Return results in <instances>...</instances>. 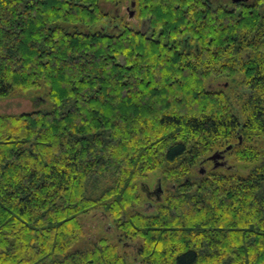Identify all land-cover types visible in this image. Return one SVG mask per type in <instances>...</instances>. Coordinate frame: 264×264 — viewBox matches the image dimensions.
<instances>
[{"label":"trees","instance_id":"1","mask_svg":"<svg viewBox=\"0 0 264 264\" xmlns=\"http://www.w3.org/2000/svg\"><path fill=\"white\" fill-rule=\"evenodd\" d=\"M133 1L150 32L123 0H0V99L50 105L0 114V264H132L129 240L144 264H264V4ZM229 145L237 170L207 169ZM155 171L169 197L136 211ZM93 211L119 234L82 248Z\"/></svg>","mask_w":264,"mask_h":264},{"label":"rangeland","instance_id":"2","mask_svg":"<svg viewBox=\"0 0 264 264\" xmlns=\"http://www.w3.org/2000/svg\"><path fill=\"white\" fill-rule=\"evenodd\" d=\"M124 2L121 3V9L118 11H121L120 19L122 21V24L127 25V29H134L137 31H146L150 32V30H146L145 27L148 26L149 18L143 15V9L142 7L136 6L135 16L140 21L139 23L131 22L132 20L135 21L134 17L130 18L127 16L128 14L125 11V8L127 5L131 4L132 0H123ZM135 2V1H133ZM112 9V8H110ZM130 22H128V20ZM143 22H145L143 24ZM114 24V23H113ZM144 26V28H143ZM222 80H227V78H223ZM224 84V82H221V86ZM232 92L237 95L238 93L242 92L241 87L237 86L232 90ZM44 99L41 92L39 91H33L29 90L27 92L23 91H17L16 93H12L10 96L6 98L0 99V114L8 113V114H19L22 112H27L30 110H34L37 107H40L41 102L38 103L37 100ZM45 100V99H44ZM50 105L45 102L41 109H47ZM229 160V163H234V156H231V160ZM212 163L208 164L207 169H210L212 167ZM250 169V166H241V174H247L248 170ZM160 173L159 171L151 172L146 177L142 178L141 182L144 184H149L151 187L154 186V184L160 180ZM159 179V180H158ZM139 180V181H140ZM166 185V184H165ZM167 187L171 188V186L167 185ZM142 188V186H141ZM140 189V188H139ZM141 194V201L139 204L135 205L134 208L136 211H142L146 214H152L157 212L159 206L166 202L167 198L169 197V192L166 191L164 194L163 199H160L159 201L154 199H148L143 190L140 191ZM149 203H151L153 206H150ZM82 223L84 227V233L82 236L81 242H79L80 247H86L87 245H90L92 242H94L96 239L107 236L111 240L116 241V235L119 234L117 232V229L115 226L111 227L113 224V221L108 218L106 215H103L100 212H91L85 216L82 217ZM114 225V224H113ZM141 244V243H140ZM140 244L138 243V240H129L128 242L121 244L120 247L122 248V252L126 254L128 259L134 264V260L137 261L139 259L138 252L140 249ZM125 246V248L123 247ZM138 257V259H137ZM140 264H144L140 261Z\"/></svg>","mask_w":264,"mask_h":264},{"label":"flooded vegetation","instance_id":"3","mask_svg":"<svg viewBox=\"0 0 264 264\" xmlns=\"http://www.w3.org/2000/svg\"><path fill=\"white\" fill-rule=\"evenodd\" d=\"M204 11H205V17H210L211 14L213 15H218V17L220 16H224L225 13H229L230 15H238L245 11H250V13H252V11L254 10L253 8L256 7H261L264 4V0H246V1H235V0H203L202 2ZM252 7V8H251ZM131 10H136V4L135 6H133L132 4H129L126 6L125 11L128 14L127 16L129 17V12ZM118 13V10H117ZM135 16V15H134ZM135 21L132 20L131 22L134 23H139L140 21H136L138 20L137 17H134ZM128 20V19H127ZM128 22H130V20H128ZM145 22H143L144 24ZM144 28V26H143ZM146 30H149V26L145 27ZM195 43V42H193ZM210 43H214L212 40L210 41ZM233 43V42H232ZM236 43V42H235ZM224 44V43H221ZM210 51L214 52L215 50L212 48H210ZM219 78H227L225 76H219ZM226 158V156H225ZM227 159V158H226ZM212 164L213 162L210 161ZM203 166L200 167L199 171L202 169ZM143 184V191L145 196L148 199H154L156 198V200H160L163 199L165 192L168 190V187H166L165 184H163L162 181H158V183L156 182L154 184L153 187H151V185H147V184ZM160 184H161V189H160ZM150 206H153L151 203H149Z\"/></svg>","mask_w":264,"mask_h":264},{"label":"water","instance_id":"4","mask_svg":"<svg viewBox=\"0 0 264 264\" xmlns=\"http://www.w3.org/2000/svg\"><path fill=\"white\" fill-rule=\"evenodd\" d=\"M235 1H246V0H235ZM135 2H132V5L135 6ZM135 15V10H131L129 12V19L133 18ZM229 85V82L224 83V87H227ZM242 142V137L240 136V143ZM232 148V145H229L225 150L221 151H215L212 155H210L207 159H205L203 162L206 160L212 161L213 162V168L218 169V168H226V169H233L237 170V167L229 163V160L225 158V152L230 150ZM206 172V167L203 166L202 169L200 170V173L204 174ZM143 187V184H142ZM160 189H161V184H160ZM162 190V189H161Z\"/></svg>","mask_w":264,"mask_h":264}]
</instances>
